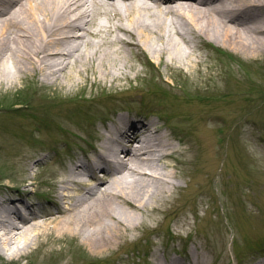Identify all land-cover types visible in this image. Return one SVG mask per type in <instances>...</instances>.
Masks as SVG:
<instances>
[{"label":"bare ground","instance_id":"obj_1","mask_svg":"<svg viewBox=\"0 0 264 264\" xmlns=\"http://www.w3.org/2000/svg\"><path fill=\"white\" fill-rule=\"evenodd\" d=\"M209 43L246 62L262 61L264 0H0V93L6 98L24 82L63 86L67 94L85 91L87 85L99 93L123 91L120 83L131 81L121 72L124 67L139 76L127 50L138 52L157 75L163 67L197 88L195 76L203 64L198 44ZM147 53L156 65L147 61ZM161 84L169 85L166 80ZM89 94L80 99L91 100L96 91ZM175 103L174 122L186 124V134L129 115L117 116L111 125H92L97 134L89 152L45 182L51 188L49 199L32 196L36 178L23 165L20 189L0 185V252L25 256L42 237L76 238L86 253L75 250V255L90 264L121 252V245L136 241L138 232L154 233L157 216L167 211L176 194L184 193L176 179L207 172L206 153H214L212 120L205 127L194 114L193 101ZM21 107L0 111L19 112ZM71 120L67 117L70 136L82 139ZM100 176L104 180L98 181ZM197 185L192 183L193 188ZM27 198H34L32 205H19ZM38 202L56 210L38 211ZM136 251L147 255L146 249ZM198 252L194 247L184 256L174 252L171 257L165 248H152L149 264H206Z\"/></svg>","mask_w":264,"mask_h":264},{"label":"rangeland","instance_id":"obj_2","mask_svg":"<svg viewBox=\"0 0 264 264\" xmlns=\"http://www.w3.org/2000/svg\"><path fill=\"white\" fill-rule=\"evenodd\" d=\"M209 44H198L197 52L202 54L203 64L195 76L197 88L163 67H160L162 74L157 75L138 52L126 49L139 76L135 77L128 66L124 67L121 72L128 73L131 81L120 83L123 91L109 88L110 92L99 93L100 89L89 90L87 85L85 91L67 94L63 86L24 82L6 98L0 93V107L4 110L18 104L25 106L19 112L0 111V177H4L0 185L8 183L20 189L18 178L26 165L37 182L31 187L32 196L49 199L51 188L45 182L52 181L54 173L69 166L73 158H82L89 152L97 134L92 131V125H111L117 116L129 115L158 121L186 134V124L174 122L175 102L193 101L199 121L203 119V125L209 127V119L214 125L209 134L214 153L211 156L206 153L207 160L203 163L207 172L176 179L184 193L176 194L167 211L157 216L154 233L138 232L136 241L121 245V252L90 264H149L148 252L152 248H165L174 257V252L182 250L184 254L194 247L199 248L198 253L203 254L206 264L261 263L264 259V58L246 62L220 46ZM146 59L156 65L148 53ZM162 80L169 85L163 86ZM90 91H96L91 100L80 99L90 97ZM67 117L75 119L71 123L77 126L82 139L70 136ZM11 121L21 126H14ZM187 134L190 135L188 130ZM102 180L100 176L98 181ZM192 180L198 181L196 188L192 187ZM36 208L51 213L56 210L42 202ZM152 241L156 242L154 247ZM136 249H146L147 255L138 254ZM75 250H86L76 238L51 241L45 236L25 256L8 250L0 252V264H89L75 255ZM120 257L123 262L118 261Z\"/></svg>","mask_w":264,"mask_h":264}]
</instances>
